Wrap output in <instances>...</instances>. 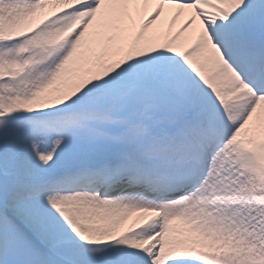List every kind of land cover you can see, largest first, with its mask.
Instances as JSON below:
<instances>
[{
  "label": "snow or ice",
  "instance_id": "obj_1",
  "mask_svg": "<svg viewBox=\"0 0 264 264\" xmlns=\"http://www.w3.org/2000/svg\"><path fill=\"white\" fill-rule=\"evenodd\" d=\"M0 264H264V0H0Z\"/></svg>",
  "mask_w": 264,
  "mask_h": 264
}]
</instances>
